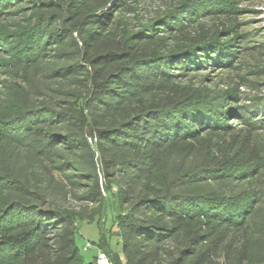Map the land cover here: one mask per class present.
Segmentation results:
<instances>
[{
    "label": "trees",
    "instance_id": "obj_1",
    "mask_svg": "<svg viewBox=\"0 0 264 264\" xmlns=\"http://www.w3.org/2000/svg\"><path fill=\"white\" fill-rule=\"evenodd\" d=\"M148 1L0 5V264H94L79 223L115 264L106 197L124 264H264V99L199 78L244 70L240 1Z\"/></svg>",
    "mask_w": 264,
    "mask_h": 264
},
{
    "label": "rangeland",
    "instance_id": "obj_2",
    "mask_svg": "<svg viewBox=\"0 0 264 264\" xmlns=\"http://www.w3.org/2000/svg\"><path fill=\"white\" fill-rule=\"evenodd\" d=\"M7 0H0V5H4ZM15 4L10 12H12L17 18L21 19L23 11L26 10V4L21 3L23 0H15ZM239 9L242 13L240 16V34L243 38L244 46V57L242 60L243 71L237 74L235 71H223V72H213L205 73L202 72L200 79L210 80L212 79V84H209L212 88L219 90L221 92L226 91L228 87L234 86L239 88V92L242 95V104H248L251 99L259 100L264 99V0H239ZM160 6L159 0H151L146 3L141 4L140 11L136 16L137 22H145L155 11L158 10ZM10 19L11 17H7ZM13 21V22H12ZM16 20L4 21L0 17V42L10 37L14 32L12 28L15 25ZM239 46V44H237ZM241 45V44H240ZM8 51V50H6ZM0 53V65H6L11 61V54L9 52ZM241 51V50H240ZM238 65V64H237ZM13 83V79L10 78L7 69H0V101L4 96L5 89ZM250 100H246L249 99ZM231 123V122H230ZM235 122V124H237ZM261 135V140L264 142V134ZM111 197H106L107 209V222L105 227L107 231H112L109 234V245L112 252L119 255L121 252V245L118 241V237L114 233L116 231L115 227L112 225V216L118 211V204L111 205ZM80 235L77 237V243L81 249L82 254L87 260L92 259L95 254V246L91 249L84 251V247L87 243L97 242L100 239V231L96 224H81L79 223ZM108 234V233H107ZM92 245V244H91Z\"/></svg>",
    "mask_w": 264,
    "mask_h": 264
},
{
    "label": "built area",
    "instance_id": "obj_3",
    "mask_svg": "<svg viewBox=\"0 0 264 264\" xmlns=\"http://www.w3.org/2000/svg\"><path fill=\"white\" fill-rule=\"evenodd\" d=\"M92 247H93V245H91V243H87L83 250L87 251V250L91 249ZM94 264H114V262L103 251H99L97 253V255L95 256Z\"/></svg>",
    "mask_w": 264,
    "mask_h": 264
},
{
    "label": "crops",
    "instance_id": "obj_4",
    "mask_svg": "<svg viewBox=\"0 0 264 264\" xmlns=\"http://www.w3.org/2000/svg\"><path fill=\"white\" fill-rule=\"evenodd\" d=\"M95 248H96L95 249L96 251H95V254L93 255V257L96 256L99 251H101L97 247H95ZM110 249H111V247H110ZM111 252H112V250H111ZM112 258L115 261V264H124V258H123L122 253H120L119 255H117L114 252H112Z\"/></svg>",
    "mask_w": 264,
    "mask_h": 264
}]
</instances>
